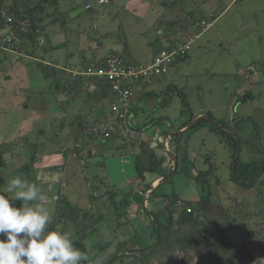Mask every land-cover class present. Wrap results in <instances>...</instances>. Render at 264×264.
I'll list each match as a JSON object with an SVG mask.
<instances>
[{"label": "rangeland", "instance_id": "rangeland-1", "mask_svg": "<svg viewBox=\"0 0 264 264\" xmlns=\"http://www.w3.org/2000/svg\"><path fill=\"white\" fill-rule=\"evenodd\" d=\"M97 1L98 0H44L42 7L44 8L45 15L48 17L46 21H53L56 16L61 15L59 21L50 24L48 28L41 33L43 37L41 39L38 37L35 42L29 43V47H27L28 45L22 46L21 44L18 52L0 49V82L3 85L0 89V157L2 158L0 164V194H5L11 198L12 194L6 193L5 188L8 182L17 176L30 183H35L41 188L42 193L44 192L46 195L49 194L48 191L43 188V184H41L42 171L50 168L43 164L44 161L42 160L44 157L42 155L62 153L63 146L69 149L68 145L71 142V138L68 136V128L64 129L66 139L62 138L58 141L56 140L57 128H59L56 126H59V123L53 130L50 126L52 119L49 110L62 111L60 116L62 118L63 115H65L64 119L67 118L66 126H68L71 120L77 115H85V113H88L93 108L95 109L97 106L95 100H85L88 96L86 90L84 93L77 96L75 95L76 93H72L68 101L64 98L65 93L61 90L55 91V94L53 92V94L47 92L48 88L46 86H49L50 82L45 79L42 71L37 65L38 61H41L43 57L37 59L31 53L36 46L39 52L45 56V59L47 57H55L58 60L59 64L62 66L57 68L59 69V73L62 72L61 70L68 72L64 70L63 67L66 66L64 64L78 63L81 61L80 65H83L91 61L93 57L96 56L99 58V54H106L110 50V52L122 54L132 65L139 66L147 62V58H149L151 54H158L161 52L162 48L167 47L168 44H165L163 38L158 34L161 31L156 29L161 26L162 28L165 27L161 17L159 18L158 24L147 25L143 21H137V18L140 19L139 16L134 17L131 13L127 12L126 8H123L125 3H109L98 6ZM154 1L150 0L149 2L152 3ZM169 1L171 5H173L172 11L176 14L183 16L184 13H186L187 16L190 11H195L197 17L201 21L203 18L205 19L203 14L204 11H201L199 7L202 3H215V6L213 5L214 9H212V5L209 9L213 11L218 8L222 9L226 7L230 0H178V3H176L175 0ZM254 1L258 2V0H243L240 2L253 3ZM0 2L6 6L5 9H9L10 6L15 5L17 8L25 10L28 7L39 4L40 0H0ZM87 3H92L94 6L93 9H87ZM191 3H193V9L190 8ZM236 7L239 6L233 7L229 10L228 14L224 16V18L228 20H222L219 23L226 32H229L228 36L232 35L230 32L233 33L234 29H236L234 26H237L238 22L241 20L240 13H237V16H235L238 9H236ZM205 8H207V5H205ZM164 9L165 7L158 9L159 16H162ZM231 16L230 23H228L227 21H229ZM259 18L264 20L263 15H260ZM162 19H164L163 16ZM249 20L251 23V21H255V18H249ZM250 23H242L240 26L248 28ZM217 25L218 24L212 27L210 26L211 28L209 27L205 33H202L200 38H195L192 49L189 51L191 52L190 56L185 62L178 63V68L176 67L169 71V73L156 77L151 83L150 86L156 93L153 95L156 98L159 97L160 105L164 102L159 96L160 93H163V97H172L168 105L169 107H167L165 111H160L159 114L164 115V122L167 123L170 128L167 133L174 132L176 125L179 124L178 120L183 116L180 112L184 105V99L186 98L189 103L187 106L189 112H199L203 109L205 112L204 115L208 116V114H211L216 119L222 118L220 120H223L226 125H230L236 131V138H240V149L237 151V154L239 153L240 166L252 163L255 167L259 165L263 167L264 85L257 84L256 82L247 87L248 83H246L242 75L238 73L237 60L241 61L242 68H248L253 62L260 63L261 59L263 60L264 58V37L260 38L257 33H255L254 29H251L254 28L251 26L248 28L249 31H245V33L241 31V36L238 38L235 37L233 42H229L226 39L223 41L218 38L216 33ZM148 26H154L156 28L149 29ZM174 26H178V30L183 33L182 38H185L189 33L198 32L190 17L183 19V22H177ZM182 28L184 29L183 31L181 30ZM260 28L262 33H264L262 24H260ZM192 35L194 37L196 36V34ZM207 35L208 41L205 39ZM39 40L43 42V45L39 43ZM148 40H152V45L148 44ZM123 46H125V48ZM15 49H17V47H15ZM80 49L82 50L80 51ZM76 52L81 53H78L79 58H81L80 61ZM68 59H70V61H68ZM76 65L79 64L71 66ZM246 71L248 72L250 70L248 69ZM70 75L71 74L68 72V76ZM253 75L254 73H252V76ZM260 76L262 77L261 73ZM65 77H67V75L61 74V79ZM72 77L76 78L74 76ZM240 84H242V86L239 91L237 87ZM147 89L150 90V87ZM245 90H250V95L252 97L242 100L241 97ZM139 91L140 88L136 89L135 95H137ZM110 94V97H115L116 95L112 92H110ZM62 95L64 97H62ZM142 103H145V100H142ZM26 104H29V106H26ZM105 104L108 106V101ZM135 104L141 105V101L138 97L135 98ZM94 109L92 112H94ZM57 113H59V111H57ZM57 113L54 114L57 115ZM37 115L41 117L43 115V118L37 120ZM234 117L235 121L232 122L231 120ZM168 126L160 122L159 126H154L149 131L145 130L143 135L132 136L131 138L143 139L145 134L146 138H148L150 134H153L155 128L160 127L165 132ZM35 129L40 130L36 132ZM42 131L44 133H42ZM194 132L196 135L206 138L209 145L207 146L206 143L205 147L211 148V150L207 152L205 149L204 153H202L199 150V146L196 145L193 147L196 158L193 157L194 155L192 156L193 153L191 152L189 156L190 161L187 163L189 173L188 181L190 182H188L189 185L184 184V187L186 185L187 189H190V197L200 195V199L202 195L201 184L196 181L193 173L205 170L213 163L217 168L216 175H220L218 177L221 183L216 185L214 177L210 179L211 182H214L211 184L213 204L210 205V208H212L210 217L217 222V225H219L221 229L229 228V230L226 231V236H228L229 239L241 245L244 244L251 253H258L261 258H264V213L261 214V212H263L261 210H264V186L261 187L263 189V194H260L258 192L260 186H258V189L256 187L246 188L236 182L233 179L232 166L234 158L232 157L230 149L228 150L227 146L221 145V142L217 141L219 136L216 134L206 133L204 130H201V127L194 129ZM27 133L29 135L28 141L37 139L42 141L40 143L42 147L39 146L36 153L31 150L30 145L26 146L24 140H22ZM46 135L52 137L53 140L46 138ZM138 145L139 144H137V146ZM193 145H195V143ZM75 146L77 145L74 144V147ZM133 148H135V146ZM33 154L34 158L32 159ZM68 154L73 155V151H69ZM208 154L211 159H209L206 164L200 156L209 158ZM228 155H230V158H228ZM123 158L131 162L130 165H126L125 176L130 177L133 173L138 174L134 157L131 154H125ZM194 159H196L195 165L191 164ZM222 161H225V163ZM69 162H72V160L68 159V165ZM75 163H78L76 166L81 170L79 167L82 164H79L78 159H75ZM112 165L110 166L111 171H116V169H113ZM179 166L180 172L181 163ZM54 167L57 169L59 164L53 163V168ZM71 168L78 172L76 167L72 166ZM83 168L84 167H82V169ZM18 169H20V171H17ZM84 170V177H77L75 175L76 173H73L71 177L69 176L68 170L66 177L61 178L63 179L61 184L58 183V180L61 179L53 180V182L50 183L53 191L51 201H45V206L48 207L52 213L50 228L59 230L63 227V219H55L56 200L59 194L63 193L73 203L86 208V210L87 208L88 210L92 208L93 211L95 210V213L98 214L103 212L107 216L109 219L108 221L112 224H99L98 227L100 228L102 237H107V239H109L111 235L113 237L114 231H112L111 228H114L113 230L116 231L119 239L129 238L130 232L134 231L133 235L137 232L138 236L133 242L130 241L128 243L127 246L129 248L137 250L150 246L153 242V238L150 235L151 233L154 234V222L149 205H151V207L153 206L154 198L149 200L146 210L139 208L137 204L138 202H143L147 194L142 198V201L137 200V203L130 207H127L126 204H119L117 200H115L116 203H113L114 200L110 197V193L108 192L110 184L106 183V181L103 182V178L98 175L100 172H94V168H90V164L86 165ZM144 172L145 177L149 178L148 180L153 179L151 170H145ZM86 175L91 177L90 181L86 180ZM42 179H44V177ZM47 179L51 180L52 177H47ZM256 179H264V172H260L256 176ZM88 182H90V184H88ZM163 183L159 185L160 187L157 189V193H162V191L172 193L174 191L172 184H169L167 181ZM115 188H120V185L117 184ZM242 200L243 202L240 209H246L248 214L241 213L237 210L238 207L236 205ZM11 202L17 207L21 204L19 200ZM235 203L236 205L234 206ZM246 203L251 204L249 209L246 208ZM117 204L118 207L115 209L114 206ZM226 207L229 211L226 210ZM133 208L137 210L135 209V211H133ZM255 208H258L259 211L254 212ZM228 212L232 215L230 216L232 217L231 219L227 215ZM158 215L163 219L167 217V212L164 214L159 213ZM72 230L73 229L69 228L67 231L70 232ZM88 234L89 237L77 246V248L82 251L85 249L88 250L94 244L97 248L100 245L99 234L93 233L94 235H91L90 231ZM118 241L109 246L108 249L104 248L100 251L99 248L100 257L115 252L119 245ZM94 252H96V248L87 251L89 258L92 257ZM176 253L178 254V251ZM168 260L169 259L165 257L164 264H167ZM183 261H185L186 264H198L200 262V256L196 255L193 259H191V256H185Z\"/></svg>", "mask_w": 264, "mask_h": 264}, {"label": "crops", "instance_id": "crops-1", "mask_svg": "<svg viewBox=\"0 0 264 264\" xmlns=\"http://www.w3.org/2000/svg\"><path fill=\"white\" fill-rule=\"evenodd\" d=\"M149 1L150 0H113L110 3H115V4L125 3L123 5V8L125 7L127 12L131 13L134 17L139 16L140 19L137 18V21H143L147 25L158 24L159 18L161 17L162 22L165 24L164 28H162V26L159 28H156L154 26H148V28L149 29L156 28L157 30H160L161 32H159L158 34L160 35L161 38H163L165 44H168L167 47H169V45H171L175 41H177L175 39V34L177 33L179 28H177L178 26H174V25L179 21L183 22V19H185L186 17L187 18L190 17L192 19V21H193L194 17H197L195 11L194 12L190 11V13L187 16H186V13H184L183 16H180V14H176L175 12L172 11L173 5H171V2L169 0H157V1L152 0V1H154L152 3ZM240 1L242 2L243 0H230L229 3L226 5V7L222 8V9L218 8L219 10L215 9L213 11L212 10L210 11L209 9H210L211 5H212V9H214L213 5L215 3H202L199 7H200L201 11H204L203 14H204L205 19L203 18V20H207V22L211 23V27L218 24L217 28H216V33L218 35V38L223 40V41L226 39L229 42H233L235 37L238 38L241 36V31H243V33H245V31H249L248 28H250L251 26L254 27L251 29H254L255 33H257V35L260 38H263L264 33H262V31H261L260 24H262V28L264 30V20H261L259 18V16L260 15L264 16V0H258V2L254 1L253 3L252 2L251 3H241ZM175 2L178 3V0L177 1L175 0ZM192 4L193 3H191L190 8L193 9L194 6H192ZM205 5H207V8H205ZM235 6H239V7H236V9L237 8L238 9L236 11L235 16H237V13H240L241 20L238 22L237 26H234V28H236V29H234L233 33L230 32V34H232V35L228 36L229 32H226L221 27V25L219 23L222 20H228L227 18L225 19L224 16H226V14H228L229 10ZM161 7H165L163 14H162L164 19H162V16H159L158 9ZM196 7H197V5H196ZM196 12H199V11H196ZM208 17L211 18V20H208ZM231 18H232V16L230 17L229 21H227L228 23H230ZM249 18L250 19L255 18V21H251V23H250ZM197 19H198L197 21L200 22V19L198 17H197ZM203 20H201V21H203ZM242 23H250V24H249L248 28H246V27L240 26ZM195 26H196V29L198 30V32L197 33H189L186 35V37H188L190 34H199V36L197 37V39H198L202 36V33H205L209 29V28L198 29L197 23L195 24ZM151 31H153V30H151ZM141 34H144V33H141ZM182 37H183V33H182L180 39H184ZM205 39L208 41V35L206 36ZM152 43H153L152 40H148V44L152 45ZM123 47L125 48V46H123ZM167 47H165V48H167ZM162 49H164V48H162ZM81 50L82 49H80V51ZM79 52H76V54H77V57L80 61L81 58H79V55H78ZM108 53L99 54L100 55L99 58H97L96 56L95 57L97 59H101V58L105 57ZM190 53L191 52H189L187 55H185L183 57H180V59L175 63V65L171 68V70L176 68V67L178 68L179 67L178 63L185 62L187 60V58L190 56ZM79 54H81V53H79ZM156 55H157L156 53L151 54L149 56V58H147V62H145L144 64L151 63L154 60ZM53 58H55V57H53ZM49 59L50 58L47 57L45 59V63H48ZM68 61H70V59H68ZM80 62L70 63L69 65L71 66L74 64H80ZM89 62H86V63L83 62V63L87 64ZM253 63H251V65ZM255 63L257 65L258 62H255ZM64 65H66V67H67V64H64ZM237 66H238V73H240V75H242V77L246 81V83H248L247 87L250 85H253L256 82H257V84L264 85V83H262V81L264 79V67H263L264 66V58H263V60L261 59V62L258 63V66H255V65L250 66L249 69H251L253 71L252 73H254L253 76H252V73L250 74V71H248V74H246V75L243 74L245 72V70H248V68H242L240 60H237ZM57 67H62V66L60 64H58ZM240 69H241V71H240ZM260 73H261L262 77L260 76ZM159 76H161V75H159ZM159 76H157V77H159ZM155 78L156 77H153L151 80H145L137 87V89L140 88V91L137 93V95H135L133 97L132 113L129 117V121L134 127L136 125L140 127V126H143L144 124H146L147 127L145 128V130H147V131L151 130L154 126H159L160 122H163L166 126H168L167 123L164 122L165 121L164 115H160L159 113H160V111H165V109L167 107H169L168 105L171 101H169L168 103L163 102L160 105L159 97L156 98L153 95L155 93V91L152 90L150 85L155 80ZM46 80L50 81L48 79H46ZM46 87L48 88L49 86H46ZM149 87H150V90L147 89ZM91 89H93V87ZM64 96L62 95V97H64L66 99V94H64ZM159 96H160V98H162L164 100L163 93L162 94L160 93ZM137 97L141 101V105L135 104V98H137ZM203 99H204V97H203ZM142 100H145V103H142ZM107 101H108V106H106V104H105V103H107ZM109 102H110V99H106L104 101L96 100L95 104L97 103V106L95 109L93 108L94 112H92L93 109L88 112L89 115L86 117V119L83 122L84 126L86 123H89L88 126H92V125L94 126V125H97L96 123L100 124V123H104L106 121H109L111 119V114L109 111ZM27 105L29 106V104H26V106ZM135 106H138V107H135ZM57 111H59V113H57ZM40 112H43V111H40ZM49 112H50L49 114H50L51 119H52V123L50 124V126L54 130L55 126L58 123V122L56 123V121L61 118L60 115H61L62 111H60V110L50 111L49 110ZM54 113H57V115H55ZM192 113H193V115H196L197 117L205 114L203 109L200 110L199 112L192 111ZM180 114L183 116L180 117V119L178 120L179 124L176 125L175 131H181V130L186 129L187 126L190 125V123L193 121L192 120L189 124L184 126L185 122H188L191 119L190 118L191 114L184 115L183 114V107L181 108ZM78 116H81V115H77L76 117L78 118ZM208 116L213 118L215 121L222 119V118L216 119L211 114L210 115L208 114ZM40 118H43V115H42V117L40 115L36 116L37 120ZM159 118H160V120H158ZM154 119L157 121H154ZM234 119H235V117L231 121L232 122L235 121ZM93 122H95V123H93ZM209 122L214 123V122H211L210 120H209ZM149 123H151V124L149 125ZM195 125H193V127L190 130L182 132V133H180L178 135H174V136H170V134L167 133L168 130L170 129L169 126L165 132L160 127H157L154 129L153 134H150L148 138H146V134L144 135L143 139L140 138V141H138L140 144L138 146L135 145L133 142H131L128 144L127 147L120 148V147H118L119 142H117V141H113V140L106 141L105 139H103L101 137H96V136L94 137L91 134H89L90 130L86 131V129H84L85 130V132H84L82 129L83 126L81 127L79 125V123L77 124L78 128L76 127V124H75L74 128H73V125L71 124L69 126V128L67 127L68 128V136H69V138H71V142L68 145L69 149L67 147L63 146V149H62L63 152L62 153H55L53 155H51V154L50 155L49 154L42 155L44 157L42 160V161H44L43 164L47 167H50V168H47L44 171H42V174H41L42 175L41 176V181H42L41 184H43V188L46 189L49 194L46 195L44 192L42 194H44L46 196L47 201H51V195H52L53 191H52V186L50 183H52L53 180H58V179H61L63 177H66V173L68 174V170H69V176H71V177H72L73 173H76L75 175L77 177H84L85 176L84 168L86 165L90 164V168H92V169L94 168V172L95 171L100 172V174H98V175H100V177L103 178V180H104L103 182L106 181V183H108L110 185L112 184L115 186L117 184L120 185V188H118V189L115 188V191L120 190V192L117 191V197H115V199H114V201L117 200L118 203L125 204L124 202L127 201L128 199H130L131 200L130 204H126V206L127 207L133 206L134 204L137 203V200L142 201V199H139V197H137L139 194H136L134 191H137V192L145 191V193L147 194L146 199L143 202H138L137 205H139L138 206L139 208L146 210L147 206L149 204V200L154 197V194L157 193V189L160 187V186H157L158 181L161 179L162 176L169 173L168 171L172 170L173 166H174V162H173L172 157L166 153V151L163 147V144L165 143V145L168 147V151L171 153H174L178 157V168H177V170L175 171V173L173 175L168 177V179L166 180L169 184L173 185L172 188L174 191L172 193L179 194L180 199H183L185 201L186 200H192V199L198 200L200 195L190 197V195H189L190 189L188 190L187 186H186V185H189L188 182H190V181H188V174L189 173H188L187 163L190 161L189 156L191 155V152L193 153L192 156L194 155L193 157L196 158L195 157L196 153L193 149L194 146H196V145L199 146L200 147L199 150L202 153H204L205 149H206L205 151L210 152L211 148L205 147L206 143H207V146L209 145L208 144L209 142H207V140L204 136L200 137V136L196 135V133L194 132V129L201 127V130H204L206 133L208 132L210 134H216L219 136V139L217 141L221 142V145H224L227 147H228V145H227V141L221 139L220 133L218 131H216L215 129H213L211 124L205 123L202 125H198L196 127H195ZM56 127H58V126H56ZM230 128L232 130H234L231 126H230ZM45 129H46V127H45ZM57 130H58V128H57ZM145 130H142V131L139 130V132H137L136 136L143 135ZM191 130H193V131H191ZM59 132H62V131L60 130ZM164 134H167V135H164ZM164 136H168V138L164 137ZM76 137L78 140H75ZM62 138L64 139L65 135L62 136ZM77 142L81 143L80 144L81 147H77V146L74 147V144ZM194 143H195V145H193ZM39 146L42 147V145H40V144H39ZM134 146H135V148H133ZM142 146H144L145 148H143ZM38 147H37V149H38ZM77 148H79L80 151H78ZM228 150H229V147H228ZM69 151H73V155L68 154ZM152 153L155 154L154 158H151ZM229 153H230V151H229ZM125 154H131L134 157V160L136 162L135 163L136 169H138L137 162L139 163L140 169L144 173V175H143L144 177H142V176L140 177L139 173L138 174L133 173L130 177L125 176L126 165L131 164V162L129 160H126L125 158H123L125 156ZM136 156H139V158H137V161L135 159ZM208 156H209V154H208ZM228 156H229L228 158H230V155H228ZM200 157L204 160V163H206V164H207V161L209 159H211L210 156L208 159H205L206 157L204 158L203 156H200ZM68 159L72 160V162H69L70 167L67 164ZM75 159H78L79 164H82L79 167V168H81V170L77 168L76 164L78 165V163H75ZM195 160L196 159L192 160L191 164L195 165L196 164ZM222 162L225 163V161H222ZM53 163L59 164V167L57 169H55V167L53 168ZM60 163H61V165H60ZM180 163H181V171L179 172ZM111 165L113 166V169H116V171H111V169H110ZM72 166L76 167L78 169V172L74 171L73 168H71ZM82 167H84V168L82 169ZM145 170H151L152 171V174H153L152 180H148L149 178L145 177V172H144ZM193 174H194L193 175L194 178L196 179L195 176L198 174V172L197 173L194 172ZM43 177H44V179H42ZM47 177H52V179L48 180ZM62 180L63 179L58 180V183L61 184ZM86 180L90 181L91 177L88 175ZM214 182H215V178H214ZM214 182H212V183H214ZM193 183H195V182H193ZM88 184H90V182H88ZM184 184H186L185 187H184ZM153 187H156V190L153 193V195L150 198H148V194L151 193V190L153 189ZM163 193L171 194L169 192H163V191H162V193H159V194H163ZM145 201H147V202H145ZM211 204H213V203H211ZM210 205L207 209V214L209 216H211L210 211L212 210V208H210ZM149 208H150L151 213L155 212L157 214H159V213L164 214L165 212H167L166 200L161 199V198H159V199L154 198L153 206L151 207V205H149ZM84 209H86V208H84ZM135 209L133 208V211H135ZM92 213H95V210L93 211V209H92ZM133 232H132V234H133Z\"/></svg>", "mask_w": 264, "mask_h": 264}, {"label": "trees", "instance_id": "trees-1", "mask_svg": "<svg viewBox=\"0 0 264 264\" xmlns=\"http://www.w3.org/2000/svg\"><path fill=\"white\" fill-rule=\"evenodd\" d=\"M43 1L44 0H40L39 4H36L33 7H28L25 10H21L20 8H17L15 5L10 6L9 9H6L8 13L13 16L15 29L17 30L18 34L22 39L21 42H18L17 44H15V46L19 47L22 44V46L28 45L27 47H29V43L35 42L38 37L40 39L43 37L41 36V33L45 31L50 24H52L55 21H59L61 15L56 16L53 21H46L47 20L46 18L48 17L47 15H45L44 8L42 7ZM5 8L6 6L0 2V15H1V11ZM25 18H30L31 21L29 30L27 32L21 31V21L24 20ZM197 20H198L197 17H194L193 23L196 24L198 22ZM208 20H211V18L208 17ZM4 26H5V20L2 19L0 16V28ZM181 30L183 31L184 29L182 28ZM40 41L41 40H39V43L43 45V43H41L42 41L41 42ZM36 47L31 51L32 55L35 56L37 59L41 57H43L44 59L45 56L42 55L39 52L38 48ZM0 49H4V48H0ZM43 59H41V61H38L37 65L42 71L44 77L50 80L49 81L50 85L48 87L47 92L53 94L55 91L61 90L63 93L66 94L67 101L70 100L72 93H76L75 95L77 96L79 94L84 93L85 90L88 96L90 95L89 97L87 96L85 100L91 99L93 101L94 100L102 101L104 99L111 98L110 86L109 83L106 82L105 80L103 79L98 80L91 77L73 78L72 75L68 76V72H65L63 70H61L62 72L59 73V69H57L58 68L57 65L59 63L56 58L51 57L48 60V63H44L45 59L44 60ZM91 60H97V58L93 57V59ZM254 65L258 66V63L256 65V63L254 62L250 66H254ZM67 66L70 65L67 64ZM250 66L248 67V69L250 68ZM249 70L251 73L253 72L251 69ZM61 74H65L67 75V77L61 79ZM262 83H264V79ZM241 86L242 84L238 85L237 90L240 91ZM1 87H2V83L0 82V88ZM92 87L93 89H91ZM251 97L252 96L250 95V90H245L241 98L242 100H246ZM163 98H164V102L168 103L169 101H171L172 97L164 96ZM188 104L189 103L185 98L183 105V114L184 115L191 114L190 117L191 119L188 122H185L184 126L197 118L196 115H193L192 111L191 112L188 111L187 108ZM88 115L89 114L86 113L85 115L78 116L79 118L75 117L74 119L71 120L68 126H66L67 118L64 119L65 115H63L62 118L56 121V123L57 122L59 123L56 140L58 141L62 139V136H64L65 133L64 129L67 127L69 128L71 124L73 125L74 128L75 124L79 123L81 127L83 126L82 129L84 132H85L84 129L88 131L89 123H86L85 126L83 124L84 120ZM158 120H160V118ZM154 121L157 120L154 119ZM205 123L211 124L213 129H215L220 133L221 139L227 141V145L232 153V157L235 158L237 151L240 149L239 146L240 140L238 141L235 135H232L230 132L226 130V129L232 130L230 128V125H226V123H224L223 120H217L216 123H210L208 119L203 118L196 123L195 127ZM96 124L99 125L98 123ZM150 124L151 123H149V125ZM218 124H221L223 127L220 128ZM135 127L137 128L136 130L139 132V130L140 131L145 130L147 125L144 124L143 126L140 127L136 125ZM35 130L37 132L40 129L39 130L35 129ZM60 130L62 132H59ZM42 133L44 132L42 131ZM89 134L95 137V135L92 134L91 131H89ZM28 137L29 135L27 133L26 136L22 138V140H24L26 146L30 145L31 150H33V152L36 153L37 147L42 141L39 139L28 141L29 140ZM46 138L53 140L52 137H50L49 135L48 136L46 135ZM75 140H78L77 137L75 138ZM111 140L119 142L118 147L120 148L127 147L128 144L131 142H133L135 145L140 144L138 142L140 141V138L122 140L114 135L113 137L107 139L106 141H111ZM75 144L77 145V147H81L80 142H77ZM142 147L145 148L144 146ZM77 150L80 151L79 148H77ZM154 157L155 154L152 153L151 158ZM33 158H34V154L32 155V159ZM137 158H139V156H136L135 158L136 161ZM1 159L2 158L0 157V164H1ZM239 160L240 159L238 157L235 164V172H233V179L246 188L256 187L258 189V186H260V190H258V192L260 194H263V189L261 187L264 186V179L257 180L256 176L260 172L261 173L264 172V166L262 167L261 165H259L258 167H255V165L252 163L240 166ZM262 164L264 165V160ZM137 167L140 177L141 176L144 177L143 176L144 173L140 169L138 162H137ZM216 170H217L216 166L213 163H211V165H209L207 169L200 170L198 174L195 176L196 181L201 184L202 195L200 199L196 201L193 199L185 201L187 206H192L193 208L192 211L190 212H188L185 209V207H179L177 205L178 201L181 200L179 194L177 193L154 194L153 198L156 199L161 198L166 200L167 217L162 219L161 216L158 215L157 213L155 212L152 213L153 222H154V234L151 233L150 236H152L153 242L150 246L145 247L143 249L132 250V248H129L127 246L130 241L133 242L137 238L138 236L137 232L134 235L132 234V232H130L129 238L119 239V237L116 234V231L113 230L114 228L110 227L112 231H114L113 232L114 236L112 237L111 235L109 239H107V237H102L100 228L98 226L100 223H110L108 221L109 219L107 218V216L103 212H100L98 214L92 213V208L89 210L84 209L83 207L73 203L63 193H60L56 200L55 219L57 218L63 219L64 222L63 227H61L59 230L67 231L69 228L73 229L72 231H70V233L73 234L76 240L74 241V246L76 247L80 243L85 241L86 238L89 237L88 234L89 231L91 235L93 233L99 234L100 235L99 247L97 248V246H94L95 245L94 244L88 250L96 248V252L93 253L92 257L90 258V261L99 257L103 260V264H164L165 257L169 259L167 261V264H186V262L183 261L185 256H191V259H193L194 256L196 255L200 256V262L198 264H253V262L257 261L258 258H261V256L258 253L256 254L251 253L244 244L241 245L240 243H236L235 241L229 239L228 236H226L227 235L226 231L229 230V228L221 229V227L217 225V222L207 214V209L213 201L212 198L213 191L211 189L212 182L210 179L214 177L216 179L215 180L216 185H219L221 183V180L218 177L219 175H216ZM17 171H20V169H18ZM117 191L120 192V190ZM117 191H115V185L111 184L110 188L108 189V192L110 193L109 195L113 200L115 199V197H117ZM134 192L136 194H139L137 196L139 197V199L144 198V196L146 195L145 191L142 192L134 191ZM130 202L131 200L128 199L124 203L130 204ZM242 202L243 200L239 202L238 205H236L235 203L234 206L236 205L238 207L237 210H239V212L248 214V211L246 209L243 208L240 209V206H242L241 205ZM113 203L116 202L114 201ZM250 205L251 204L249 203L245 204L247 209H249ZM114 207L116 209L118 207V204ZM226 210L229 211L227 207ZM257 211H259L258 208H255L254 212ZM261 211H263L261 212V214H263L264 210ZM227 215L230 219L232 218L230 217L232 216L230 212H228ZM117 241L119 245L115 252L108 253L106 256L100 257L99 248L100 251L103 250L104 248L108 249L109 246H111ZM86 250L87 249H85L84 251ZM177 251L179 255L176 253Z\"/></svg>", "mask_w": 264, "mask_h": 264}, {"label": "built area", "instance_id": "built-area-1", "mask_svg": "<svg viewBox=\"0 0 264 264\" xmlns=\"http://www.w3.org/2000/svg\"><path fill=\"white\" fill-rule=\"evenodd\" d=\"M113 0H98L97 5H103ZM87 9L93 8L92 3L86 4ZM1 18L5 20V26L0 28V48L17 52L19 47L15 46L21 42V37L15 29L13 16L6 9L1 11ZM30 18L21 21V31L27 32L30 27ZM211 26L207 20L197 22V27L206 29ZM182 32L177 31L175 39H180ZM199 34L175 41L169 47L159 52L151 63L135 66L130 64L120 53L109 52L105 57L92 60L87 64L67 66L64 70L74 77H91L103 79L109 83L110 92L115 93V97L110 98L109 111L111 119L99 125L89 126V130L96 137L105 140L114 135L120 139L130 140L137 135V130L129 123L132 113V101L137 87L145 80L168 73L178 59L185 56L192 49V44ZM17 47V49H15ZM246 70L243 74L246 75ZM248 73V72H247ZM179 207H185L190 212L192 206H187L185 200L178 201Z\"/></svg>", "mask_w": 264, "mask_h": 264}, {"label": "clouds", "instance_id": "clouds-1", "mask_svg": "<svg viewBox=\"0 0 264 264\" xmlns=\"http://www.w3.org/2000/svg\"><path fill=\"white\" fill-rule=\"evenodd\" d=\"M5 192L12 196L0 194V264H103L74 246L72 233L50 228L52 213L35 183L17 176ZM16 200L19 207L11 202ZM253 264H264V258Z\"/></svg>", "mask_w": 264, "mask_h": 264}, {"label": "water", "instance_id": "water-1", "mask_svg": "<svg viewBox=\"0 0 264 264\" xmlns=\"http://www.w3.org/2000/svg\"><path fill=\"white\" fill-rule=\"evenodd\" d=\"M203 118L208 119V120H210L211 122L216 123V121H215L213 118H211L210 116L200 115V116H198L195 120H193V121L190 123V125L187 126L186 129L181 130V131L170 132V133H168V134H170V136H174V135H178V134H180V133H182V132L188 131V130H190V129L193 127V125H195L197 122H199V121H200L201 119H203ZM218 126H219L220 128L223 127L221 124H218ZM225 129H226V128H225ZM226 130H227L228 132H230L232 135H236L235 131H232V130H230V129H226ZM166 137L168 138V136H166ZM167 138H166V139H167ZM237 139H238V141L240 140V138H238V137H237ZM163 147H164L166 153H167L169 156L172 157L173 162H174V166H173V169H172L169 173H167V174H165L164 176L161 177V179L158 181L157 186H159L161 183H163L164 181H166V180L168 179V177H170L171 175H173V174L175 173V171L177 170V168H178V157H177L174 153H171V152L168 151V147L165 145V143L163 144ZM238 157H239V153L236 154L235 158L233 159V166H232V168H233L232 171H233V172H235V164H236V160L238 159ZM155 190H156V187H153V189L151 190V193L148 194V198H150V197L153 195V193L155 192ZM148 198H147V199H148Z\"/></svg>", "mask_w": 264, "mask_h": 264}]
</instances>
